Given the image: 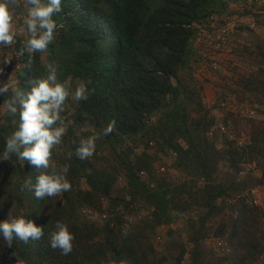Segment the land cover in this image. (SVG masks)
I'll list each match as a JSON object with an SVG mask.
<instances>
[{
  "label": "trees",
  "instance_id": "16d2710c",
  "mask_svg": "<svg viewBox=\"0 0 264 264\" xmlns=\"http://www.w3.org/2000/svg\"><path fill=\"white\" fill-rule=\"evenodd\" d=\"M21 4L15 10L23 18L27 12ZM245 5L246 0H62V11L53 19L63 27L57 29L47 52L17 58L22 42L30 37L27 32L16 37L8 51L19 64L13 71L19 88L29 90V81L44 77L46 65L52 63L58 66L59 82L71 78L73 91L78 80L85 81L89 98L79 103L69 98L61 113L66 133L53 148L51 162L70 165L67 178L72 188L59 197L37 199L29 189L21 190L26 182L35 184L39 170L15 155L2 160L6 139L18 129L19 114L5 113L1 118L0 222L23 216L43 227L44 236L27 244L16 240L11 248L0 237V264H13L9 257L14 251L28 264H110L121 259L130 264H180L186 253L181 243L171 241L173 251L167 248L163 253L153 245L156 230L179 219L194 246L190 264L260 261L264 213L248 208L241 199L228 201L264 182V127L254 126L249 142L235 147L219 134L193 76V65L200 61L195 48L198 26L205 25L210 15L233 16L228 10L236 6L242 10L236 16L253 15L256 26L264 28V11L252 13ZM234 32L233 55L241 59L246 55L256 69L231 91L241 100L264 106V39L240 21ZM28 59H32L30 69L24 66ZM11 96V90L0 95V103ZM112 120L115 130L101 135L94 155L79 159L75 155L79 141L102 133ZM151 141L157 153L176 154L171 167L187 180L158 177L153 157L134 154L138 144L147 146ZM252 162L260 178L249 173L239 180L242 166ZM222 164L226 172L219 177ZM120 172L125 185L117 190ZM141 172L152 187L141 180ZM201 180L204 185L199 187ZM137 205L145 213L125 230L124 217L138 212ZM227 206L230 222L220 220L210 233L208 221ZM85 209L101 221L83 217L80 213ZM57 221L66 223L75 236L67 256L49 246L48 235ZM208 237L224 245L218 254L199 250Z\"/></svg>",
  "mask_w": 264,
  "mask_h": 264
},
{
  "label": "clouds",
  "instance_id": "9594fccd",
  "mask_svg": "<svg viewBox=\"0 0 264 264\" xmlns=\"http://www.w3.org/2000/svg\"><path fill=\"white\" fill-rule=\"evenodd\" d=\"M24 3L27 15L23 17V24L30 38L22 42V47L15 56L17 58L23 57L25 53L32 57L35 53L47 52L57 29L63 27L53 19L55 14L62 11V0H24ZM19 6L20 0H0V47L12 46L16 42L15 9ZM12 59L13 57L7 56L0 58V76L5 74V68L11 65ZM31 65L32 59L24 64L29 69ZM57 67L52 63L47 64L46 75L30 80L29 90L19 88L10 76L7 81H0V95H6L10 90L12 92L11 98L4 100L3 109L11 116L19 114L18 129L6 139L2 160H9L15 155L18 160L28 161L39 170L35 184L26 182L21 187L22 191L27 188L34 192L37 199L59 197L71 190L72 184L67 178L70 165H54L51 162L52 150L62 143V137L66 133L61 113L67 100L71 98L79 103L89 98L85 81L78 80L73 91L71 78L58 81ZM15 123L13 120V124ZM115 126L116 122L112 120L102 133L82 138L75 155L81 160L92 157L96 151V141L101 135H110ZM72 155L69 152L67 159H71ZM43 236L44 228L23 216L0 222V237L9 248L16 240L27 244L30 240H39ZM48 240L50 248L59 250L61 255L67 256L73 251L75 236L64 222L55 223ZM9 258L13 260V264H28L15 251ZM110 264H130V261L121 259L111 261Z\"/></svg>",
  "mask_w": 264,
  "mask_h": 264
},
{
  "label": "rangeland",
  "instance_id": "374dc122",
  "mask_svg": "<svg viewBox=\"0 0 264 264\" xmlns=\"http://www.w3.org/2000/svg\"><path fill=\"white\" fill-rule=\"evenodd\" d=\"M20 3H22V8H25L27 12V7L25 6L24 0H20ZM231 7L233 8L234 6ZM253 11L252 13H256L259 10L253 9ZM230 14L232 13L230 12ZM21 17L22 16L16 13L15 10V27L17 31V38L24 36V34L27 32L26 27L23 24V18ZM219 17L222 19H228L234 24L233 34L230 36L227 47L229 53L223 52L221 55H218L217 62H219L221 67L219 70L212 69V67L210 66V60L204 62L200 58V61L196 62L193 65V76L196 83L201 88V98L203 104L206 106V108L210 109L211 115L216 119L219 134L225 136L228 141L233 142L235 144V147L242 148L249 142L251 137V130L252 128H254V126L264 127V106H256L255 104H251L247 100H241L239 96H237L231 91L235 90V87L243 76H247L252 72V70L256 69L254 65L249 63V59L246 57V55L242 57V59L234 56L232 52L233 46L231 47V45L234 44L232 43L235 39L234 30L236 28V25L238 24V21L242 22V24H248L251 17ZM255 31L259 37L264 39L263 27H260ZM3 48L4 47H0V58H3L5 56L10 58L13 57V55L10 54V51H8L9 46L6 47L5 52H3L2 50ZM195 48L197 52H200V46L197 45L196 41ZM18 65V62L13 57L11 65L5 68V74L3 76H0V81H7L8 76H10L14 80L13 71L14 68H16ZM227 88L231 89L227 90ZM1 103L0 121L2 122L1 118L6 112L3 109V103ZM218 146L220 147L221 143H219ZM141 152H145L149 156L154 158L152 166L156 176L167 177L168 179L171 178L173 182L187 180L184 176L180 177V174L176 170H174L173 167H171L174 159L176 158V156L171 151H168L167 156H163L161 153L156 152V146L154 142L151 141L147 143V146L145 145V143L138 144L136 146V148L134 149V154L138 155ZM105 155H108V152L105 151L104 156ZM110 158L113 157L111 156ZM255 165L256 164L254 162L244 164L242 166L243 171L238 175L239 180L246 176V174L249 175V173L255 178H260L261 173L260 171L255 170ZM161 169H163V171ZM224 172H226V166L222 164L220 165V171L218 173V176L220 177L221 173ZM140 178L142 181L149 183L150 187L153 184V182L150 180L149 177H147V175L140 176ZM124 185L125 179L123 173L120 172L115 188L117 190H120L124 187ZM198 185L199 187H202L204 185V182L201 180L198 182ZM81 187L86 188V184L84 181L81 182ZM251 190L256 191V195L259 196L263 204V206L260 207V211L264 213V182L261 185H254L252 187L247 188L239 195H237L234 199L229 200L228 203L233 204L241 199L242 201H244V204L248 208H257L253 205V203H251ZM125 199L128 200L127 197H125ZM137 206L140 208L138 212L134 213L133 215H125V230L130 226V223H136L137 219L144 215L145 210L143 209V207H141V205ZM231 213L232 212L227 206L220 216L211 218V220H209L207 223V226L211 228L210 233H212V231H215L220 220H224V222L229 223ZM80 214H82L83 217L88 220L101 221L98 220L99 216L97 214L91 213L89 209L83 210ZM233 214L237 215V212H233ZM183 225V220L179 219L169 226H162L158 228L156 230V237L154 236L153 238V245L158 253H163L167 248L173 251L174 246L169 245L171 241L181 243L186 249V253L184 254L180 264H190L191 252L192 250H194V246L190 242H188V237L186 231H184ZM169 231H171L172 234L168 236ZM223 247L224 245L221 243V240L208 237L201 242L199 250H202L208 255H211L214 252L218 254V248ZM167 264L171 263L169 262ZM257 264H264V252L260 256V261Z\"/></svg>",
  "mask_w": 264,
  "mask_h": 264
},
{
  "label": "built area",
  "instance_id": "2783aa9c",
  "mask_svg": "<svg viewBox=\"0 0 264 264\" xmlns=\"http://www.w3.org/2000/svg\"><path fill=\"white\" fill-rule=\"evenodd\" d=\"M245 6L251 11H253V9L264 11V0H246ZM221 19L222 18L217 15H210L205 25L198 26L196 37V43L200 46V52H198L200 58L204 62L210 60V66L213 70H219L221 68L219 62H217L218 55H221L226 50L234 29L233 22L228 19ZM248 25L252 30L258 29L253 18H250ZM172 153L176 156L174 152ZM161 170L163 171V169ZM140 176H146V174L141 172ZM250 193L251 203L260 209L263 204L259 196L256 195V191L251 190Z\"/></svg>",
  "mask_w": 264,
  "mask_h": 264
},
{
  "label": "crops",
  "instance_id": "0c3cea01",
  "mask_svg": "<svg viewBox=\"0 0 264 264\" xmlns=\"http://www.w3.org/2000/svg\"><path fill=\"white\" fill-rule=\"evenodd\" d=\"M228 11L231 12V13H234L235 15H233V16L236 17V13L235 12H241L242 10H241V8H238V7L234 6L233 8L230 7V9ZM258 28H260V26H258ZM224 53H229V50H227V48H226V50L224 51Z\"/></svg>",
  "mask_w": 264,
  "mask_h": 264
}]
</instances>
